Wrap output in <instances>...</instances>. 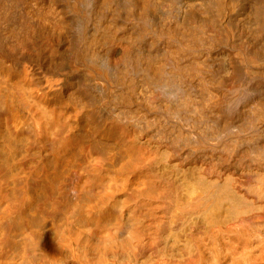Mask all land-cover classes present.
Listing matches in <instances>:
<instances>
[{"label": "bare ground", "instance_id": "obj_1", "mask_svg": "<svg viewBox=\"0 0 264 264\" xmlns=\"http://www.w3.org/2000/svg\"><path fill=\"white\" fill-rule=\"evenodd\" d=\"M0 264H264V0H0Z\"/></svg>", "mask_w": 264, "mask_h": 264}]
</instances>
